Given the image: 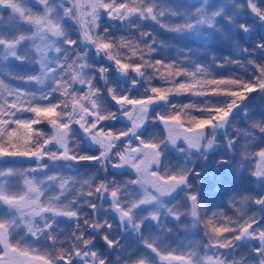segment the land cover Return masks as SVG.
Here are the masks:
<instances>
[{
  "label": "snow or ice",
  "instance_id": "snow-or-ice-1",
  "mask_svg": "<svg viewBox=\"0 0 264 264\" xmlns=\"http://www.w3.org/2000/svg\"><path fill=\"white\" fill-rule=\"evenodd\" d=\"M232 3L236 11L242 10L245 6L238 0H232ZM34 4L42 6L43 11L35 12ZM248 6L253 11H259L252 0H248ZM57 7L61 8L62 12L58 13ZM5 12L8 13L7 18L4 16ZM101 12L106 13L110 19L124 20L134 14L141 18L150 17L166 29L191 32L198 39L204 41L208 39V36L200 34V26L207 25L220 31L214 23V18L222 14L226 20L244 32H248L250 29L248 24L236 25L234 14L227 13L224 9L213 10L209 12L210 18H205L202 7L195 9L194 13L187 14L182 23L170 25L163 22L161 18L166 14L177 15L178 13L168 6L158 4V0H0V60L6 61L9 57H13L20 61L38 64L39 71L34 75L27 77L14 75V78L35 81L40 84L51 78L54 86L47 93L40 94L39 100H48L52 93L58 94L55 103L42 104L38 102L36 93L11 87L6 85L3 79H0V88L4 89L0 93V157L23 156L35 158L36 161L45 158L51 161L70 160L75 162L99 160L105 166V170L108 166L113 168L130 166L137 174L135 180H128L124 184L115 180L110 183L101 181L95 189L87 192L81 191L79 195L84 196L83 202L93 210L94 216L98 206L96 201L108 194L112 201L111 207L117 210L121 222L127 220L137 233H140L143 218L135 219L132 216V208L138 204L158 201L166 194L182 187L186 203L165 205V215L176 220L182 216H190L193 225H198L202 220L201 209L203 208L205 214L208 215L204 225L208 243L204 245L205 251L203 252L199 250L198 242L172 249L170 246L160 243L159 237L141 234L143 244L155 254L159 264H264V225L260 224L256 213L249 215L238 207V202L240 204L253 202L264 206V196H254L251 193L234 194L229 198V203L235 210L234 215L237 218L233 220L225 216L224 223L217 225L215 221L224 214L218 211H206L200 203L199 193L188 179L193 174L197 177L200 176V172L194 168L193 158L206 159L207 154L214 147L215 138L214 136H205V129L215 130L224 127L233 109L239 107L247 99L249 93L264 90V63L255 64V61L249 60V63H254L256 67V73L252 80L235 76L223 78L211 76L210 79L201 82L196 75L205 71L201 64H195L192 71H188L176 61L154 60L153 62L145 60L142 54L144 49L139 47V41L133 46L128 39L120 37L119 43H117V40L108 34L107 29L103 33H99L97 29ZM65 17L79 25L82 41L92 44L97 53L102 52L111 59L122 73L131 69L143 76L145 72L142 69L148 67L153 68L163 79L171 76L191 77L193 83L205 84L209 89L207 92H197L196 95H223L230 99L222 106L211 105L208 101H205L199 108L193 104L171 105L167 113L156 117L164 123L167 136L160 139L156 137L143 139L136 133L145 123L149 106L157 101H167L169 93H187L193 88L188 83L168 81L175 86L168 89L150 87L147 89V95L131 97L128 94L121 95L115 91L114 86H109L108 92L112 94L113 99L123 111L120 113L107 111L99 99L100 90L95 86L93 76L85 73V69L91 67L85 59V54L76 49L75 57L71 60H68L66 55L62 59L63 62L61 59L55 58V54L62 51L56 42L57 38L62 37L63 42L70 46L77 43L69 38L62 28V21ZM261 19L264 20V13H261ZM221 34L224 35L223 32ZM148 35L147 32L140 33L141 37ZM24 41L31 42L30 50L25 49L21 53L19 45ZM155 42V37H153L152 41L144 44L149 55L155 51L152 46ZM256 47L264 49V42L258 41ZM116 48L129 49L132 56H136L137 52H140L139 60L142 63L115 53L113 50ZM244 50L247 51V49ZM32 52L35 53L34 56L31 54ZM187 58L185 56L182 59ZM230 62L239 63L238 61ZM161 68L167 69V73H161ZM98 71L103 77L107 69L100 66ZM148 79L150 81L152 77H148ZM132 83L135 84L137 81ZM76 84L86 85L87 91L80 95L75 90ZM69 103L72 108L71 113L66 111ZM57 109L60 111L58 112ZM188 109H196L203 115L190 117L189 126L185 129L181 114ZM24 111L31 112L33 117L31 119L18 118L17 114ZM245 113L247 114V110ZM117 115H122L129 120L131 126L121 130L100 126L105 120L116 119ZM75 116H78L79 119H74ZM89 117L92 119L89 120ZM45 118L54 129L53 134L48 138H45V133L35 127ZM72 124H78L91 141L99 145L101 151L98 155L81 154L78 151L79 143L77 142L71 143L73 146L70 147L71 140L68 138ZM253 127L264 132V123L253 122ZM18 128L24 130L25 143H28L32 134L35 133L38 137L37 146L24 151L18 150V146L13 144V139H20L17 135ZM130 136H135L138 141L135 146L131 139H127L123 141V146L118 151L112 152L118 141ZM181 138L185 142V147H179L178 141ZM165 142L175 147L178 152L184 153L183 163L173 166L162 158L163 152L160 145ZM53 143L58 145V150H49L48 145ZM234 144V138H229L228 147L238 151L240 155L238 166L243 168L244 162L247 161L250 165L247 171L251 175L264 177V148L254 150L250 142L241 143L238 148H234ZM126 152H135L137 156L146 155L147 159L143 168L138 166L133 159L127 158L124 155ZM218 163H228V161L221 160ZM44 167L46 165L38 164L36 168L23 170L0 169V264H58V262L71 264L76 257L90 258L85 259V264H107L106 257H101L95 250L85 247L91 245L92 237L85 235V228L79 222L76 223L71 235L65 236L63 239L51 230L56 215L77 218V221L83 217V225L89 228L100 229L102 226L108 228L113 226L107 220L90 222L87 213H80L72 207V200L64 208L58 207L59 197L73 188L75 177L54 174L38 178L35 173ZM153 167L155 170H150ZM148 173L151 174L152 180L151 183L146 184L140 177ZM45 181L54 182L59 189L57 194L47 196L46 200L42 199L45 197ZM84 183L88 184V181H84ZM131 184H137L143 190L141 199L135 201L122 199L125 190ZM89 197L92 199L89 200ZM150 216L162 228L166 227L160 220L158 212H152ZM21 225L24 226L22 230L26 235L52 241L50 246L52 251L33 248L30 244L25 246L21 242L23 237L14 238V233ZM103 238L109 247H119V238L111 239L107 234H104ZM247 238H251V240ZM64 240L70 241L69 247L58 246ZM241 240H245L249 244L258 242V247L251 248V252L256 254L255 257H252L250 253H245L233 256L229 260L227 253L222 249H234ZM38 251L43 254L29 255L30 252ZM175 252L180 254L173 255ZM122 264H152V261L149 257L140 255L133 259H125Z\"/></svg>",
  "mask_w": 264,
  "mask_h": 264
},
{
  "label": "trees",
  "instance_id": "trees-1",
  "mask_svg": "<svg viewBox=\"0 0 264 264\" xmlns=\"http://www.w3.org/2000/svg\"><path fill=\"white\" fill-rule=\"evenodd\" d=\"M238 2L242 3V0H238ZM244 5H245L244 9L237 11V14H236V10L234 9L232 0H222V7L220 8V9H224V11L227 13L234 14L236 25L241 24V23L250 25V29L248 32H244L239 27L233 26V29H226V31H223V34H224L223 36H222V34L216 33V37L219 39V41H225L226 39H228V40L234 42L235 43V49L234 50L227 49V48L223 47L221 44H216V43L212 42V39L215 37V34L205 33V35L208 36V39L206 41L203 40L204 41L203 45L211 44V45L217 47L219 50L222 49L221 51L223 52V56L221 53H218L217 64L208 65V68H210V70H212L210 78H211V76H214L216 78L235 76V77L244 78L246 80H252L254 78L255 73H256L255 64L264 63V49L256 47V44L258 41L264 42V20H262L259 15L251 14V11L247 10L248 6L246 5V3H244ZM33 7L35 8L34 11L37 13H39V11H43L42 6H40V5L34 4ZM213 10H215V9H212V10L210 9L209 11L211 12ZM4 16H8V13L5 12ZM136 19H137L138 23L137 22L132 23L129 26L127 33H125L126 29H122V30L113 32L112 34H110V36L117 37L119 35L118 33H121V35L128 37V34L130 33L129 31H132L134 33V37L130 38V42L133 44H136L137 41L140 42L139 47L141 49H144L142 54L144 55L145 60H151L153 62H154V60H164L167 62L168 60L165 58L166 54L164 52H160L159 49L156 48V46L162 40L167 39V38H171V35L166 34V31L163 29V27L159 25L156 28V30L152 33L153 36L151 35V37H150V34H149L146 37H141L140 33L142 31L146 30L147 28H145L144 30H138V28L143 23H146L147 21L150 22L148 20L149 17L141 20L140 16L136 15L135 20ZM140 21H141V23H140ZM221 23L225 24L224 18L221 19ZM227 23H228V20H227ZM152 24L155 25V23H152ZM63 25L65 28L68 29V31H70L67 36L77 42L76 45H72V46L66 44V46L73 49L72 53L70 54L71 58L75 57V54H76L75 50L79 49V51H81L85 54V59L90 63V65H92V64L94 65L95 64L94 63V59H95L94 57L96 55L100 56L102 54L97 53L95 47L92 44L85 42V41H82L78 24H76V23L73 24L70 20L64 19ZM143 27H146V24H143ZM22 31H24V30H22ZM99 31L100 30H98V32ZM144 32H146V31H144ZM127 37H125V38L128 39ZM153 37H155V41H156L152 45L153 48L155 49V51L152 52L150 55L148 54L150 56V57H148V56H146L147 50H146L144 44L152 41ZM22 43L26 44V47H25L26 49H29V45L31 43L30 41H24ZM219 46H221V48ZM218 49H216V50H218ZM244 49H247V51H245ZM126 51L131 53V51L129 49H127ZM140 55H141V53L137 52V55L133 56L132 61L140 62V60H139ZM67 57H69V54H67ZM171 59H172V61H176V62L184 64L182 61H177L175 56H172ZM171 59H170V61H171ZM101 60H102L101 63L108 66V64L105 62V60H103L102 58H101ZM249 60L255 61V64L249 63ZM230 61H238L239 63H231ZM90 71H91V73H93V77H95V79H96V75L99 74L98 82H97V84H95V83L94 84H95V86H98V89L100 90V92H102L101 95H104V92H106L111 96L112 94H110L108 92V88L106 89V87L102 86V84H104V82H102L100 79L101 73L98 71V68L96 66H91ZM142 71L145 72V74L143 76L134 75V77H136L135 79L130 78L128 81L126 80V82H125V86L127 88H131L129 81H136L137 80L139 88L133 89L135 93L132 94V97H134V95H135V97L147 95L148 94L147 88H145L144 86H148L149 88L153 87V85L150 83L151 81H149V79H148V76H150L149 70L146 68H143ZM37 72H38L37 70H35L34 68L31 67L29 70V75H34ZM126 73L128 75L129 74L132 75V77H133V73H131L129 70ZM127 74H126V76L129 77ZM26 83L29 84V83H31V81H26ZM189 86L191 87V83L189 84ZM202 87H203L202 83L201 84L193 83L191 88H193L192 91L200 92V91H202ZM36 88H38V87H36ZM83 91H85V90L83 89ZM192 91H190L191 94H193ZM208 91H209V89H208ZM169 96H172V95L169 94ZM50 97L57 99L58 94L53 93V95H51ZM104 97L106 98V100L108 102V98L105 95H104ZM229 99L230 98L225 97L223 95H209V96H206V98H202V97H200V98H198V97L189 98V97H185V95H182V97H180L178 100V105L181 106L183 104H193V105H196L197 108H199V107L203 106L205 101H208V103L211 105L222 106V105L226 104ZM165 102H167L166 108H165ZM112 103H113V101H112ZM113 104L111 105L112 108L120 110L115 104L114 105ZM173 104L174 103L171 101H157L156 103L154 102L153 104H151L152 107H150L148 109L147 117L145 119V123H144V125L141 126L140 129H138L136 135H139L143 139H146V140L151 138V137H156L157 139H160L161 137L167 136V132L164 129V123L162 122V125H161L160 120L156 119V117L158 115L167 113L170 110V106ZM69 107L71 109L70 103H69ZM245 110H247V114L245 113ZM57 111H60V109H57ZM184 114L187 115L186 117H188V118H190L192 116H196V115L197 116L203 115L201 112L197 111L196 109H188L184 112ZM232 119L234 121L237 120V125H234V126L231 125V128H228V129L225 128L224 130L218 129V130L222 131L219 134H217L216 130H213L211 128L205 129L206 130L205 136H207V134H209V133L217 134L216 139H215V145L217 143L216 141L219 139H222L226 142L225 147H224L225 152L223 151V149L220 152V150L214 146L213 149L211 151H209V153L207 154L206 159H208V162L206 161V159H194L193 158L194 168H195V170H198L200 172V176L197 177L194 174L189 176V180H192V184L194 185L196 191L199 192V199H200V203L202 204V207H204L205 210L208 212H212V210L218 209V207H219L220 212L224 214L223 217L221 218V220L215 221L217 225L224 223V217L225 216L230 217L233 220H235L237 218L234 215L235 210L231 207V205H228L225 203L223 204V203L219 202L218 198L220 197V195L214 194L215 196H218V198L213 197L214 200H212V198L208 197L209 191L215 190L216 192L221 193V191L226 188L227 183L229 182V178H230V174H227V173H229L228 172L229 166L232 167L233 169H235V167H236V169L239 168V169L246 170V171L240 170L239 176H237L236 179H234V178L232 179V182H235L237 184V187H234V189L238 190L239 194H241L240 190L243 189L245 193H252V195H254V196H260V194H262L264 196V184H262L260 186V187H262V189L260 190L259 187H257V186H259L261 184V182L256 184L254 182V178L256 180H258L256 178V176L251 175V173L249 171H247V168L250 166L249 162L245 161L244 167L240 168L238 166V161H240V155H239L238 151H234L228 147L229 138H234V140H235L234 148H238V146L244 142H250L251 147L254 150L259 149V148H264V132H261L258 128L253 127V122L264 123V90H257L255 92L249 93L247 99L245 101H243L239 105V107L235 108L234 111H232V113L230 114V116L227 119V123L230 120L232 122ZM112 122L113 123L115 122V124L117 125L116 128L114 126L108 125V124H110L109 120L103 121L100 126H102L104 128H112L113 130L127 129L128 127L131 126L130 122L121 121L119 118H117L115 120L112 119ZM227 123H225V124H227ZM75 126H76V124L71 125V127H73V128ZM76 131H77V129H76ZM81 133L83 134V132H81ZM69 135H70V140H72L73 136H71V133ZM127 139H131L134 146L138 142V141H136L135 136H130L128 138L124 137V138H122L121 141H118V143L112 149V152L118 151L123 146V141H125ZM182 139H180L178 142L179 146L183 145L182 143L185 144V142H183ZM160 148H161V150H167V151H165L166 155L163 156V158H166L167 162L169 164H171L173 166H178L180 163L184 162V156L182 158H180V156H179V154L181 152H178L175 147L168 144L167 142H165V144L160 145ZM129 153L130 152H126L124 154L128 155ZM174 159H176V160H174ZM179 159H183V160L179 161ZM221 160H227L228 163H221V164L218 163ZM205 162H207V163H205ZM203 168H205L204 170H206V171H202ZM217 180H219V182H220V187H217L218 186ZM244 180L247 184L243 185ZM238 182L240 183V185H243V186H238ZM262 183H264V180H262ZM254 186H255V188H257L258 191H255L253 189ZM128 189H130V187H127V189H126L127 192H125V194H127V195L129 194ZM183 194L184 193L182 192L181 195H183ZM167 195L164 196V198H167ZM183 202L186 203V197L185 196L178 198L177 201H175L174 199L167 198L166 204L169 205V204L179 203V204L183 205L184 204ZM240 205L241 204L238 202V207ZM249 207H251L252 210H249L248 209ZM212 208H214V209H212ZM241 210L245 211L249 215L253 214V212L255 211L259 214V222L264 221V206L257 205L253 202H250L247 206H245L244 209H241ZM181 211H183V209H181ZM201 216H202V220H201L200 224L197 225V231H198L199 235L201 236V240H207L208 241V236L205 234V227H204V225L208 219V215L205 214V211L203 208L201 209ZM173 219H174V221L171 224V226H173V227H176L177 222H180V221H182L185 224H190L189 222L192 223V218L190 216H182L179 220H176L175 218H173ZM164 222H167V221H164ZM88 231L89 230L85 228V232H88ZM118 236H119V234L117 235V237ZM108 237L114 238L115 235L112 234V235H109ZM238 244H241L240 241L238 242ZM69 246H70V244L66 245V247H69ZM85 247H90L91 249H93V247L91 245L85 246ZM97 247H96V250L97 249L98 250L97 251L95 250V251L97 253L99 252V255L101 257H106L107 262H109V264L110 263L112 264L115 261L118 264H122L121 256H120V254L118 255V252L119 253L123 252L120 248L121 244H119V247H117V249H116V247H109L108 244H105V243H99V244H97ZM107 254H109L110 257ZM78 258H79V262L81 264H85V259H90V258H82V257H78Z\"/></svg>",
  "mask_w": 264,
  "mask_h": 264
},
{
  "label": "rangeland",
  "instance_id": "rangeland-1",
  "mask_svg": "<svg viewBox=\"0 0 264 264\" xmlns=\"http://www.w3.org/2000/svg\"><path fill=\"white\" fill-rule=\"evenodd\" d=\"M244 3H246V5L248 6V0H242V4H244ZM252 3L257 6L259 11H253V9L250 6H248L247 10H250L251 14L259 15L261 17V13H264V0H252ZM158 4L168 6L172 9H174L176 13H178L177 15L166 14L165 16H163L161 18V20L163 22L170 24V25H175V24L182 23L187 14L194 13L195 9L201 8V7L204 9L205 18H210V13H209L210 11L209 10L210 9L211 10L212 9H215V10L220 9L222 7V0H158ZM56 11L58 13H60V12H62V9L57 7ZM236 14H237V11H236ZM5 17L7 18V16H5ZM135 17H136V14H134L130 17H127L124 20L110 19L106 13L101 12L100 17H99V27H98V30H100L99 33H103L105 29L108 30L109 35L115 31H119L122 29H126L125 33H127V30L132 23H136V22L138 23L137 19L135 20ZM145 18H147V17H145ZM222 18H224L223 15H220V16H217L214 18V23L217 26V28L220 29V31H217L216 28L209 27L207 25H201L200 26V34H202V35H205V33L215 34V37L212 39V42H214L216 44H221L223 47H225L227 49L234 50L235 49V43L234 42H232L228 39H226L225 41H219V39L216 37V33L221 34L223 31H226V29H233V26H234V24L233 23L231 24V22H229V21L227 23V20L225 18H224L225 24L221 23ZM64 19L70 20L73 24L76 23L75 21L71 20L68 17H65ZM142 19H144V18H141V20ZM148 20L150 22L147 21L146 23H143V24H146V27H143V24H142L138 28V30H144L145 28H147L144 31L149 33L150 37H151V35L153 36L152 33L156 30V28L159 25L161 26V24L152 20L150 17ZM140 23H141V21H140ZM152 23H155V25ZM62 28H63L65 34L68 35V33L70 31H68V29L64 27L63 21H62ZM163 29L166 31V34L171 35V38H167V39L162 40L156 46V48H158L160 52H164L166 54L165 58L168 61H170L171 57L175 56L177 61H182L184 63V64H182V63H180V64L183 68L188 69V71H192V68L194 67L195 64H201L204 66L205 71L201 72V73H197L196 74L197 79L201 82L210 79V75L212 73V70H210V68H208V65L217 64L218 53H221L223 56V52L221 51L222 49L219 50L217 47H215L211 44L203 45L204 41L201 39H198L191 32L172 31V30L166 29L165 27H163ZM144 31H142V32H144ZM129 32L130 33L128 34V37L121 35V33H118L119 35L117 37L114 36L113 38H115L117 40V43H119L120 37H127L128 40L130 41V38L134 37V33L132 31H129ZM28 34H30V33H28ZM56 42H57L58 46L62 49V51H61V53L55 54V58L61 59V62H63L62 59L64 58V56L65 55L67 56V54H69V57H67V59L71 60L72 58H71L70 54L72 53L73 49L66 46V44L63 42L62 37L57 38ZM133 46H135V44H133ZM25 47H26V44L21 43V45H19V51L21 53H23L26 49ZM219 47L221 48V46H219ZM216 49H218V50H216ZM126 50L127 49L116 48L113 51L115 53H119L120 55L124 56L125 58L130 57L132 60L133 56L131 55L130 52H128ZM184 50H188V51H184ZM31 54L33 56L35 55L34 52H32ZM146 56L150 57L148 55V53ZM185 56L188 58L182 59ZM94 58H95L94 59L95 64L94 65L92 64L91 66H96L97 68H99L100 66H103L104 68L107 67V65L101 63L102 60H101L100 56L96 55ZM213 58H215V59H213ZM171 61H172V59H171ZM140 62L142 63V61H140ZM88 64L90 65L89 62H88ZM31 67L34 68L35 70L39 71L38 64L30 63L28 61H20L16 58H13V57H9L6 61L0 60V79H3L5 84L10 85L11 87H17L20 89H24L28 92L36 93L37 97H38V102H40L42 104L55 103L57 99H54L53 97L48 98V100H39L40 94L47 93L54 86L51 78L46 79L43 84H40L39 82H35V81H31V83L28 84V83H26V81H30V80L14 78V75L18 76V77L30 76L28 73H29V70ZM145 68L149 70L150 76H148V77H152V79L150 80L151 81L150 83L153 85V87L168 89V88H172L175 86L173 83H170L168 81H177L179 83H188V84L191 83V87H192L193 81H192L191 77L171 76V77H167V79H163V78H161L160 75H158L155 72V70L153 68H148V67H145ZM129 71L131 73H133V77L130 74L128 75L127 73H125V74L122 73L120 70H119V72H114V71L105 72L106 74L104 75L105 76L104 77L105 78L104 84H105L106 89L109 86H114V89L117 93H119L121 95L128 94L129 96L132 97V94L135 93L133 89L139 88L138 83L133 84L132 83L133 81H129L131 88H127L126 91H118L121 88L122 82H126V80L128 81L130 78L135 79L136 77H134V75H138L136 72L132 71L131 69ZM167 71L168 70L164 69V68L160 69L161 73H167ZM85 73L87 75L93 76V73H91V71H90V67L85 69ZM126 74L129 77H127ZM57 75H59V73H57ZM138 76H141V75H138ZM98 77H99V74L96 75V79H95V77H93L95 84H97V82H98ZM36 87H38V88H36ZM96 87L98 88V86H96ZM144 87L147 89L149 88L148 86H144ZM207 87H208L207 85L203 84L202 91H205V92L208 91ZM77 88L79 90L80 95H83V93L87 91L86 85L76 84L75 89H77ZM83 89L85 91H83ZM3 91H4V89L0 88V93H2ZM192 92H193V94H191L190 92L179 93V94L169 93L172 96H169L167 101L173 102L174 103L173 105L180 106V105H178V100L180 97H182V95H185V97H189V98H191V97L206 98V96L196 95L195 94V93H197L196 91H192ZM101 94H102V92H99V99H100L101 103L103 104L104 109H106L107 111L114 112V113H119L118 109L112 108L111 101L108 100V102H107L106 99H102L103 97L102 98L100 97V96H102ZM52 95H53V93H52ZM111 97H112V101H116L115 99H113L112 95H111ZM134 97H135V95H134ZM9 102H11V101H9ZM115 105L121 110L119 104H115ZM183 105H185V104H183ZM183 105H181V106H183ZM150 107H152V106L150 105L149 108ZM166 107H167V102H165V108ZM66 111L71 113L72 109H70V107H68L66 109ZM233 111H234V109H233ZM186 116L187 115H185L184 112L181 114V119L184 121L185 129H187V127L189 126L188 121L190 119ZM17 117L21 118V119H31L33 117V114L32 113L29 114V112L24 111V112L18 113ZM117 117H118V115H117ZM108 120L110 123L108 125L114 126L115 128L117 127L115 122L114 123L112 122V119H108ZM160 123L162 125L161 120H160ZM231 125L232 126L237 125V120L234 121L232 119V122L230 120L227 124L224 125V127L219 128V129H222V130H224L225 128L228 129V128H231ZM49 126H50V123L48 122L47 118H45V119H42L41 122L38 125H36L35 127L38 128L43 133H45L48 131ZM164 129L167 132V129L165 128V126H164ZM215 130H216L217 134L222 132L218 129H215ZM205 133H206V130H205ZM217 134L209 133V134H207V136L210 137V135H211V136H214V138L216 139ZM17 135L20 137V139L19 140L13 139V140L18 141L20 143H22L23 140H26V137L24 136V130L23 129L18 128L17 129ZM31 138H32V136H31ZM68 139H70V138H68ZM182 141H183V139H182ZM216 142H217L216 143L217 146L215 144H214V146L217 147L220 150V152L222 151V149L225 152L224 147H225L226 142L222 139H219ZM85 143L86 142H84V144ZM182 144L183 145H181L179 147H185V144L184 143H182ZM18 150L24 151V149H18ZM165 151H167V150H162L163 156L166 155ZM128 156L141 158V156H137L135 152H130ZM142 156H144V155H142ZM179 156H180V158H182L184 156V153H180ZM163 159L165 161H167L166 158H163ZM174 160H176V159H174ZM180 160H183V159H179V161ZM206 161L208 162V159H206ZM207 162H205V163H207ZM29 163H35V162H29ZM39 163H41V162H39ZM15 165H16V162L0 163V169L11 168L12 166H15ZM204 169L205 168H203L202 171H206ZM240 170L246 171L244 169H239V168L236 169V167H235V169H233L232 167L229 166V168H228L229 173H227V174H230V178H229V182L227 183L226 188L223 189L221 191V193H218L215 190L209 191L208 197L212 198V200H214L213 197L218 198V196H215V195H220V197L218 198L219 202L223 203V204L225 203V204L230 205L229 198L232 197L234 194H239V191L234 189V187H237V184L235 182H232V179L233 178L236 179V177L239 176ZM149 178H150V180H152V177H149ZM256 178L258 180H256L254 178V182L256 184L261 182V184L259 186H257L261 190L262 187H260V186L262 184H264V183H262V180H264V177H256ZM188 179H189V177H188ZM189 181L192 183V180H189ZM217 182H218L217 187H220L219 180H217ZM244 184H247L245 182V180H244L243 185ZM243 185H240V183L238 182V186H243ZM253 189L255 191H258L257 188H255V186L253 187ZM182 192L184 193V189L182 187H178L177 189L173 190L172 193H169L167 195V198L174 199L175 201H177L178 198L184 196V194L181 195ZM240 192H241V194L245 193L243 189H241ZM260 196H263V195L260 194ZM160 202H161L160 199L158 201H153V203L150 205V208H149V209H151V208H153V209L148 210L146 214H144V212L141 210V208H138L137 210L132 211V216L137 220H140L141 218H143V222L141 225L140 233H137L133 229V227H131L130 224H128V227L125 228V232H126V235H125L126 236V242L125 243L127 244L126 250L129 251V253H133L134 250H136L138 244L140 243L142 248L144 250L148 251V252H143L142 254L144 256H146L147 254L154 255L155 259H154V261L151 260L152 264H154V263L159 264L155 254L152 253L150 249H147L145 247V245L142 242V239L139 240L141 234H143L144 236L153 235V236L159 237L160 243L166 244V245L170 246V248H172V249H175L181 245L186 246L187 244H191L192 242H198L199 250L201 252L205 251L204 245H206L208 243V241L207 240H201V236L199 235V233L197 231V225H193V223H191V222H189L190 224H185L182 221H180V222H177L176 227L171 226L174 219H173V217H171L169 215H165V213H162L164 211V209L162 208ZM183 203L185 204V202H183ZM249 203L250 202H248L247 204H241L239 207L241 209H244L245 206H247ZM212 209H214V208H212ZM248 209L252 210L251 207H249ZM212 211L220 212V208L218 207V209H215ZM152 212H158L160 214V220L163 222V224L166 227L162 228L159 223H157L156 221H153L151 219L150 213H152ZM253 213H256L259 217V214L257 212L254 211ZM222 217H223V215L219 216L217 218V220H221ZM164 221H167V222H164ZM127 223H128V221L125 220L122 222V225H125ZM260 224L264 225V221H261ZM254 227H255V225H254ZM131 239L136 240V243L134 244V242L131 241ZM247 239L251 240V238H247ZM240 243L241 244H238V246L234 247V249H222L223 252L227 253V258L229 260H231L233 258V256H240V255H243L245 253H250L252 257H255L256 254L254 252H251V248L258 247L259 246L258 242H253V243L249 244L245 240H241ZM29 244L33 248H43L46 251H47V248H49L52 251V249L50 248L51 245H48V244L44 245V244H41V242H38V243L28 242L27 244H24V245L27 246ZM122 253H124V252H122ZM42 254H43V252H40V251L34 252V253L33 252L29 253L30 256L31 255H42ZM179 254H180L179 252L173 253V255H179Z\"/></svg>",
  "mask_w": 264,
  "mask_h": 264
},
{
  "label": "flooded vegetation",
  "instance_id": "flooded-vegetation-1",
  "mask_svg": "<svg viewBox=\"0 0 264 264\" xmlns=\"http://www.w3.org/2000/svg\"><path fill=\"white\" fill-rule=\"evenodd\" d=\"M107 64H108V66L106 68L107 69L106 72H108V71L119 72V69H118V71H116L114 69V67H113L114 63L113 64L107 63ZM105 74L106 73L103 74V77L100 74V79L102 82H105L104 81L105 80V78H104ZM121 84H122L121 88L118 91H126L127 87L125 86V82H122ZM102 86L105 87V84H102ZM75 90L79 93L78 88ZM104 95L112 103V97L106 92H104ZM114 102H116V101H113V103ZM122 111H123L122 109L119 110V113ZM29 114H31V112H29ZM119 116L120 115H118V117ZM91 118L92 117H89V120ZM74 119H79V117L75 116ZM113 120H115V119H113ZM72 125H75V124H72ZM76 129H77V131H76ZM53 132H54V129L52 128V125L50 124L49 130L47 132H45V138L51 137ZM81 132H83V130L80 128V126L78 124H76V126L74 128L73 127L70 128L69 134L71 133V136H73V139L70 141V147L73 146L71 143L77 142V143H79L78 144V151L81 154L92 155V156L98 155L99 152L101 151L99 145H97L93 141H91V139L87 136L86 133L83 132V134H82ZM37 141H38V137L35 136V134L33 133L32 138L30 139V141L28 143H25V140H23L22 143L13 140V144H16L18 146V149L27 150V149H33L35 146H37ZM84 142H86L85 143L86 145L84 144ZM48 148H49V150H58V145L53 143V144L48 145ZM128 155H125V156L127 158L133 159L138 166L143 168L145 160L147 159L146 155L141 156V158L131 157ZM4 162H16V165L12 166L11 168H15V169H19V170L36 168L38 164L46 165V167L38 169V171L35 173V175L38 178H43L45 176L54 175V174H63V175L74 176L75 177V183L73 185V188L71 190H69L68 192H65L62 196L59 197L60 203H59L58 207L64 208L66 205H68V202L70 200H72V207L80 213H87L89 216L88 218H89L90 222H94L95 220L98 222H103V221L107 220L113 226L111 228H108L106 226H102L100 229H96L94 227L89 228L86 225H83V217L81 219H79V221H77V218H69V217H66L64 215H56L53 219V225H52L51 230L53 232H56L59 238L63 239V237H65V236H70L73 229L75 228L76 223L79 222L82 226H84V228L89 230L88 232H85V235L88 237H92L91 246L93 247L94 250H96L97 244H99V243L107 244L103 238L104 234H107L108 236L113 234V235H115V237L111 238V239L119 238V242H120L119 244H121L120 248L124 252V253L118 252V255L120 254L122 261L125 259L136 258L140 255H143L142 254L143 252H148L142 248L140 243L138 244L136 250H134L133 253H129V251L126 250L127 244L125 243L126 242L125 228L128 227L129 223L122 225V222L119 218V213L117 212V210L115 208L111 207L112 201H111V198L108 194H105V196L101 200L96 201V203H98V206L95 210L94 216H93V210L91 208H89L88 204L83 202L84 196L79 195V193L81 191L87 192L89 190L95 189L96 185L99 184L101 181H107L110 183L112 180H115L116 182L124 184L128 180H135L137 174H136L135 170L133 168H131L130 166H124L122 168H113L111 166H108L107 170H105V166L102 165L99 160H84V161L75 162V161H70V160L51 161L47 158H45L41 161H36L35 158H31V159H16V158H14V159L0 160V163H4ZM29 162H35V163H29ZM39 162H41V163H39ZM150 170H155V169L153 167ZM149 177H151L150 173L141 176L140 179L144 183L149 184V183H151V180ZM84 181H88V184H85ZM20 183H22V181H20ZM128 187H130V189H128L129 194L128 195L125 194L122 197L123 200L135 201V200L142 198L143 190L140 188L139 185L131 184V185H128ZM44 189H45V191H44L45 197L42 199H45V200L47 199V196L55 195L59 191L58 186L54 182H51V181H45ZM125 192H127V191L125 190ZM73 198H75V199L73 200ZM91 199L92 198L89 197V200H91ZM160 201H161L160 202L161 206L164 209V211L162 213H165L166 212L165 205H167L166 204L167 198H164V196H163L160 198ZM152 203H153V201L145 203V204H138V205H136V207L132 208V211L137 210L138 208H141V210L144 212V214H146L148 210L153 209V208L149 209L150 205ZM23 228H24V226L21 225V227L16 230V233H14V238L19 239L20 237H23V240L21 241L23 244H27L28 242H35V243L41 242V244H44V245H47V244L52 245V241H49L45 238L36 239V238L31 237L30 235H26L25 231L22 230ZM77 231H78V229H77ZM118 234H119V236L117 237ZM140 239H142V238L140 237L139 240ZM131 241H133L134 244L136 243V240L131 239ZM68 244H70V241L64 240L63 243H61L58 246L66 247V245H68ZM116 249H117V247H116ZM47 251L51 252V250L49 248H47ZM98 254H99V252H98ZM107 255L110 257L109 254H107ZM146 256L149 257L150 260H152V261H154V259H155L154 255H152V254H147ZM58 264H63V262H58ZM71 264H81V263L79 262V258L76 257L72 260ZM107 264H109V262H107ZM112 264H118V263L115 261Z\"/></svg>",
  "mask_w": 264,
  "mask_h": 264
},
{
  "label": "water",
  "instance_id": "water-1",
  "mask_svg": "<svg viewBox=\"0 0 264 264\" xmlns=\"http://www.w3.org/2000/svg\"><path fill=\"white\" fill-rule=\"evenodd\" d=\"M101 54H102V58L107 62V63H109V64H113V61L111 60V59H109V58H107L102 52H101ZM113 67H114V69L116 70V71H118V67L114 64L113 65ZM114 104H118L117 102H114ZM119 119L121 120V121H124V122H130L129 120H127L125 117H123L122 115H120L119 116ZM14 158H16V159H31L30 157H23V156H4V157H0V160H3V159H14Z\"/></svg>",
  "mask_w": 264,
  "mask_h": 264
},
{
  "label": "bare ground",
  "instance_id": "bare-ground-1",
  "mask_svg": "<svg viewBox=\"0 0 264 264\" xmlns=\"http://www.w3.org/2000/svg\"><path fill=\"white\" fill-rule=\"evenodd\" d=\"M103 97V99H106L103 95L101 96V98Z\"/></svg>",
  "mask_w": 264,
  "mask_h": 264
}]
</instances>
